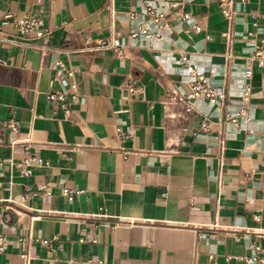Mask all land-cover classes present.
<instances>
[{"label":"crops","instance_id":"obj_1","mask_svg":"<svg viewBox=\"0 0 264 264\" xmlns=\"http://www.w3.org/2000/svg\"><path fill=\"white\" fill-rule=\"evenodd\" d=\"M231 10L0 0V264H264V0ZM26 13L42 37L16 36ZM188 67L224 102H167ZM71 84L78 102L47 99Z\"/></svg>","mask_w":264,"mask_h":264},{"label":"built area","instance_id":"obj_2","mask_svg":"<svg viewBox=\"0 0 264 264\" xmlns=\"http://www.w3.org/2000/svg\"><path fill=\"white\" fill-rule=\"evenodd\" d=\"M232 3L233 0H218V6L224 15L228 16L232 13ZM161 14H157V17H161ZM10 15L5 16L3 23L9 19ZM16 36L21 40H27L30 34H34L36 38H40L44 35L45 29L43 28L42 19L38 14L35 13H26L21 16L11 19ZM111 46V43H103L102 46ZM39 50L42 54L45 53L46 47L43 45L39 46ZM117 55L123 56L122 51L118 50ZM252 59L257 62L261 67H264V41L259 45L253 53ZM186 74L189 77L188 92H181L175 86H164L165 99L169 103H179L182 104L187 112H193L194 101L205 102L211 106L219 105L224 102L226 94L224 90L220 88L212 87L208 78L203 74V72L197 70L194 67H188L186 69ZM251 75V70H246L244 72L245 79H249ZM70 88L62 91H53L47 95V99L50 101H58L63 107H67L69 104H73L79 101V94L76 91L74 85H68ZM250 92L249 84L246 83L244 86L243 96L244 99L247 98ZM235 116V115H233ZM234 122V119H231ZM206 123L202 124V128H206ZM9 128L12 131L17 129L15 123H10ZM33 158L23 160L19 165L21 167V173L23 175H28L30 167L32 166ZM6 248V239L0 234V251H3ZM22 258L27 262L28 257L22 255ZM248 262L256 261V257L247 258Z\"/></svg>","mask_w":264,"mask_h":264}]
</instances>
